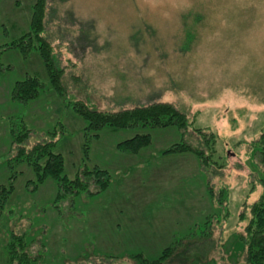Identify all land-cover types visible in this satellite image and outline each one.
Here are the masks:
<instances>
[{
	"label": "rangeland",
	"instance_id": "374dc122",
	"mask_svg": "<svg viewBox=\"0 0 264 264\" xmlns=\"http://www.w3.org/2000/svg\"><path fill=\"white\" fill-rule=\"evenodd\" d=\"M44 1L42 36L62 69L60 88L36 50H0V183L15 187L0 264L18 263L9 259L13 233L31 243L32 264H139L137 254L157 259L173 246L163 264H249L246 227L262 192L264 0ZM35 3L0 0V46L31 28ZM32 75L43 82L39 97L14 100L16 82ZM78 101L103 112L167 102L190 124L106 127L95 138ZM20 120L31 129L23 146L52 141L69 178L98 166L109 187L96 193L89 173L88 191L57 199L53 180L35 190L12 142ZM138 132L152 138L138 154L117 148ZM183 137L207 162L166 153Z\"/></svg>",
	"mask_w": 264,
	"mask_h": 264
},
{
	"label": "trees",
	"instance_id": "16d2710c",
	"mask_svg": "<svg viewBox=\"0 0 264 264\" xmlns=\"http://www.w3.org/2000/svg\"><path fill=\"white\" fill-rule=\"evenodd\" d=\"M45 1L36 0L32 6L31 28L23 33L17 39L8 44L0 46V50L10 48H19L23 54H27L31 50H36L43 59L45 68L53 82L55 88H60V74L62 69L58 68L54 56L52 55L51 45L42 36L44 32L45 17ZM43 88V82L37 76H28L24 80L17 81L13 90L12 98L19 102L27 103L36 100ZM74 110L88 123L86 132H92L95 138H99V132L106 127L113 131H119L129 128H165L175 126L179 130H185L190 124L185 113L178 110L173 104L167 102H152L147 105H139L133 108L120 110L117 112H103L92 109L81 101L73 102ZM14 125V124H13ZM21 128L17 130L14 126L10 129L13 136L12 142L18 145L17 158L24 157L34 172L36 179L34 180L35 190L43 185L47 180H53L58 189L57 199L66 197L74 192H84L89 190V173L95 176L97 184L96 193L105 191L110 185V172L100 167L93 170H84L82 174L71 179L64 173L65 158L61 152L53 149L54 143L38 142L30 148L23 146L25 139L31 132V129L20 120ZM201 132V130H197ZM151 134L148 132H138L131 138L118 143L117 148L122 151L138 154L143 147L151 143ZM208 141V140H207ZM205 140V142H207ZM257 151L259 153V163L263 169L261 177H259L262 192L250 206L251 218L246 227L247 232V261L249 264H264V133L257 141ZM191 151L194 152L199 159L207 162V157L198 147H192L188 144L184 137L182 142L173 145L166 150V153ZM85 152L88 154V146H85ZM209 161V160H208ZM91 178V177H90ZM15 191L13 182L0 183V222L6 210L8 200ZM91 192V191H89ZM94 193V192H91ZM12 240L8 245L9 259L12 262L18 261L17 264H32L36 257L31 256L27 246L30 245L22 236L12 234ZM173 247H167L162 255L157 259H148L142 254L136 257L142 258L139 264H163L164 259L169 256Z\"/></svg>",
	"mask_w": 264,
	"mask_h": 264
}]
</instances>
